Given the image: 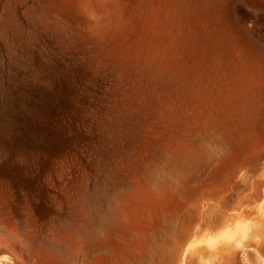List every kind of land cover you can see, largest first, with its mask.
<instances>
[{
	"label": "rangeland",
	"instance_id": "1",
	"mask_svg": "<svg viewBox=\"0 0 264 264\" xmlns=\"http://www.w3.org/2000/svg\"><path fill=\"white\" fill-rule=\"evenodd\" d=\"M263 234L264 0H0V264H264Z\"/></svg>",
	"mask_w": 264,
	"mask_h": 264
},
{
	"label": "bare ground",
	"instance_id": "2",
	"mask_svg": "<svg viewBox=\"0 0 264 264\" xmlns=\"http://www.w3.org/2000/svg\"><path fill=\"white\" fill-rule=\"evenodd\" d=\"M261 234H262V233H261ZM255 235H256V234H255ZM257 235H258V234H257ZM257 235H256V236H257ZM263 235H264V234H263ZM240 239H241V238H240ZM255 239H256V238H255ZM252 242H253V241H252ZM252 242H251V243H252ZM193 244H194V242H190L189 244H187V245H188L187 248H188L189 251H190L189 248H190ZM263 244H264V243H263ZM263 244L261 243L262 246H264ZM259 249H260V248H259ZM262 249H263V248L261 247L260 250H261V251H264V249H263V250H262ZM234 251H235V250H234ZM233 253H234V252H233ZM259 253H260V252H259Z\"/></svg>",
	"mask_w": 264,
	"mask_h": 264
}]
</instances>
